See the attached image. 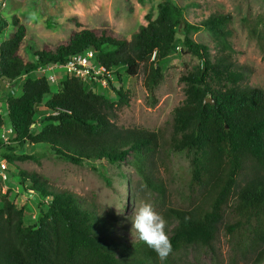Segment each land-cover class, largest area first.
Listing matches in <instances>:
<instances>
[{"label": "trees", "instance_id": "16d2710c", "mask_svg": "<svg viewBox=\"0 0 264 264\" xmlns=\"http://www.w3.org/2000/svg\"><path fill=\"white\" fill-rule=\"evenodd\" d=\"M194 4L162 0L130 41L107 30L84 29L55 50L33 51L32 60L21 54L26 26L19 16L9 19L0 12V35L11 26L16 29L0 45V85L10 87L1 94L6 113H0V161L14 167L5 172L17 177L23 191L33 192L40 207L28 224V212L17 203L15 191H0V264H160L135 233L131 240L123 238L128 229L116 219L18 167L35 158L26 149L38 145L74 165L125 163L163 205L168 191L157 175V162L185 156L190 163L186 202L160 211L168 221L173 253L187 247L214 251L224 230L242 242L249 240L239 246L255 255L254 264L264 263V90L243 86L250 70L231 54L230 16L213 13L193 23L186 12ZM203 31L216 38V53L194 38ZM179 34L181 52L199 63L182 77L186 99L174 110L168 131L120 127L113 120L115 110L129 105L131 94L119 71L128 76L143 71L155 101V90L165 80L162 64L177 50ZM88 50L95 53L96 67L115 75L117 84L109 80V86L117 102L98 86L66 74L53 91L50 76L39 72ZM208 98L212 103H205ZM41 108L46 114L37 120ZM169 258L164 264H172Z\"/></svg>", "mask_w": 264, "mask_h": 264}, {"label": "rangeland", "instance_id": "374dc122", "mask_svg": "<svg viewBox=\"0 0 264 264\" xmlns=\"http://www.w3.org/2000/svg\"><path fill=\"white\" fill-rule=\"evenodd\" d=\"M162 0H6L0 5V12L11 19L19 16L26 26L27 35L21 50L22 56L32 60V53L44 48L56 49L68 42L74 31L107 30L113 36L131 40L142 25L146 23L145 15L155 12ZM186 6L194 2L186 12V18L193 23L207 19L213 13L230 16L226 28L230 31L229 41L233 46L231 54L240 64L250 70L243 86L264 90V0H176ZM10 27L0 35V45L15 32ZM182 35H178V48L163 62L165 80L155 90V101L145 87V74L141 71L137 76H128L120 70L124 88L130 91L129 105L115 110V119L123 128H144L151 131H168L174 110L186 99L187 83L182 77L191 73L199 60L191 55L183 54ZM197 41L210 45L216 53V38L212 33L203 31L194 34ZM227 53H230L228 50ZM65 73L63 68L48 71L47 75ZM64 77H62L63 79ZM61 80V79H60ZM116 85L115 75L112 80ZM59 84H51L53 91ZM0 113H6L3 103L6 100L1 94H8L9 85H0ZM116 88H119L117 86ZM100 91L117 102L118 96L108 86ZM46 114L41 108L37 120ZM8 126V123H7ZM26 153L34 155V159L17 164L23 170L36 173L45 178L48 186L67 190L85 198L95 205L99 212L116 219L126 230L125 240L133 238L131 219L140 202L152 204L160 213L169 205H180L190 193L186 177L190 173L189 160L183 155H175L172 159L160 158L157 162V175L167 189L165 204L157 194L148 191L135 170L126 165L85 164L74 165L64 159H58L46 152L43 145L30 146ZM14 169L7 163L0 164V172ZM8 180H0V191L8 188L15 191V199L28 212L26 222L33 223L39 212L38 201L33 192L23 191L18 179L7 173ZM104 177L108 178V184ZM129 187L127 189L126 187ZM233 237V236H232ZM221 231L214 251L201 247H187L173 253L169 258L172 264H254L255 255L243 251L249 240L242 242L235 235L233 238ZM240 241V242H239ZM264 264V263H263Z\"/></svg>", "mask_w": 264, "mask_h": 264}, {"label": "clouds", "instance_id": "9594fccd", "mask_svg": "<svg viewBox=\"0 0 264 264\" xmlns=\"http://www.w3.org/2000/svg\"><path fill=\"white\" fill-rule=\"evenodd\" d=\"M131 224L132 232L156 253L160 264H164L173 254V244L167 232L168 221L165 217L157 212L152 204L140 202Z\"/></svg>", "mask_w": 264, "mask_h": 264}, {"label": "built area", "instance_id": "2783aa9c", "mask_svg": "<svg viewBox=\"0 0 264 264\" xmlns=\"http://www.w3.org/2000/svg\"><path fill=\"white\" fill-rule=\"evenodd\" d=\"M0 5H6V0H0ZM95 53L92 50H88L83 54L73 57L64 65L56 64L46 69H41L39 72L44 74L48 71H54L59 68H63L67 77L79 78L86 81L92 88L98 86L101 90L106 88L109 84V80H113L114 76L103 66L96 67L94 65ZM51 83L57 84L59 79L57 75H51L49 77ZM12 94H15V90H12ZM10 133V131H8ZM7 140V138L5 137ZM5 161H0V164ZM0 180L3 182L8 180L6 172H0Z\"/></svg>", "mask_w": 264, "mask_h": 264}, {"label": "crops", "instance_id": "0c3cea01", "mask_svg": "<svg viewBox=\"0 0 264 264\" xmlns=\"http://www.w3.org/2000/svg\"><path fill=\"white\" fill-rule=\"evenodd\" d=\"M57 77H58L59 81H61V80H62V77H66V76H65V73L62 74V73L60 72V73L57 75ZM60 79H61V80H60Z\"/></svg>", "mask_w": 264, "mask_h": 264}, {"label": "water", "instance_id": "95a60500", "mask_svg": "<svg viewBox=\"0 0 264 264\" xmlns=\"http://www.w3.org/2000/svg\"><path fill=\"white\" fill-rule=\"evenodd\" d=\"M205 103H212V100L208 98L205 100Z\"/></svg>", "mask_w": 264, "mask_h": 264}]
</instances>
